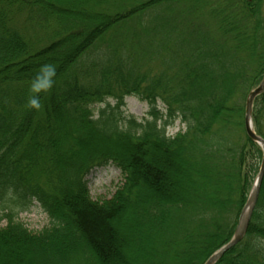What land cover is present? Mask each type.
<instances>
[{
    "label": "trees",
    "instance_id": "obj_1",
    "mask_svg": "<svg viewBox=\"0 0 264 264\" xmlns=\"http://www.w3.org/2000/svg\"><path fill=\"white\" fill-rule=\"evenodd\" d=\"M263 75L264 0H0V264H205L259 172L244 114ZM252 124L264 141V95ZM108 165L124 183L94 202ZM33 202L37 234L16 221ZM217 264H264V177Z\"/></svg>",
    "mask_w": 264,
    "mask_h": 264
},
{
    "label": "rangeland",
    "instance_id": "obj_2",
    "mask_svg": "<svg viewBox=\"0 0 264 264\" xmlns=\"http://www.w3.org/2000/svg\"><path fill=\"white\" fill-rule=\"evenodd\" d=\"M161 109L162 106L158 105ZM149 111L147 103L142 102L136 98L130 97L125 99V107L123 109L124 115L127 117H133L138 121H142L146 118ZM185 127L179 122H176L172 129L168 130L170 136L175 135L179 131H183ZM88 195L94 202L109 201L115 195L117 190L124 183V177L120 171L112 165L98 168L93 170L86 178ZM1 214V212H0ZM17 223H20L32 234L40 233L44 228L48 227L49 221L47 216L42 212L38 205L33 202L28 210L22 211L18 214ZM6 223L1 222V227H5ZM118 237L117 240L120 243V232L124 226L125 221H120L114 224ZM120 245L122 246L123 243ZM124 246V245H123ZM115 262V260H113Z\"/></svg>",
    "mask_w": 264,
    "mask_h": 264
},
{
    "label": "water",
    "instance_id": "obj_3",
    "mask_svg": "<svg viewBox=\"0 0 264 264\" xmlns=\"http://www.w3.org/2000/svg\"><path fill=\"white\" fill-rule=\"evenodd\" d=\"M262 94H264V77L260 85L253 92H251L247 98L244 118L245 133L247 137L253 143L257 144L263 152L258 176L248 196L247 202L239 215L237 226L232 239L225 246L219 249L214 255H212L205 264H217V262L224 256V254L232 250L243 240L250 225L254 210L256 208L261 183L264 177V141L257 137L253 132L251 114L253 101Z\"/></svg>",
    "mask_w": 264,
    "mask_h": 264
},
{
    "label": "clouds",
    "instance_id": "obj_4",
    "mask_svg": "<svg viewBox=\"0 0 264 264\" xmlns=\"http://www.w3.org/2000/svg\"><path fill=\"white\" fill-rule=\"evenodd\" d=\"M49 75H54V69H50L49 70ZM29 106L34 107V108H38L40 105H39V102L36 99H32L29 102Z\"/></svg>",
    "mask_w": 264,
    "mask_h": 264
}]
</instances>
